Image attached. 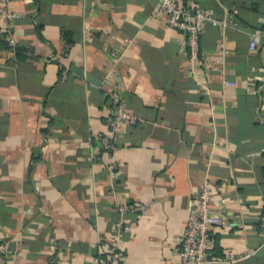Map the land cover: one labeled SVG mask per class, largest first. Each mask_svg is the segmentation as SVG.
Instances as JSON below:
<instances>
[{
  "label": "crops",
  "instance_id": "crops-1",
  "mask_svg": "<svg viewBox=\"0 0 264 264\" xmlns=\"http://www.w3.org/2000/svg\"><path fill=\"white\" fill-rule=\"evenodd\" d=\"M159 1L0 0L26 53L0 18V264H97L114 242L125 264H189L175 248L205 182L235 226L203 264H264V0H180L229 22L201 38L206 76ZM116 87L140 121L109 152Z\"/></svg>",
  "mask_w": 264,
  "mask_h": 264
},
{
  "label": "built area",
  "instance_id": "built-area-1",
  "mask_svg": "<svg viewBox=\"0 0 264 264\" xmlns=\"http://www.w3.org/2000/svg\"><path fill=\"white\" fill-rule=\"evenodd\" d=\"M155 15L163 18L169 27L184 36V47L190 51L189 71L191 74L196 75L199 70L201 76L208 75L218 61L201 49V38L208 26L226 27L229 22L217 19L202 7H186L181 4L180 0H160ZM0 18L4 20L3 29L7 46L13 49L16 46L13 27L18 14L9 7L0 4ZM110 38L112 43L109 56L115 63H118L121 59L118 37L112 34ZM132 43L133 39L131 38L122 40L124 46H129ZM256 46L257 42L253 40L251 47L256 48ZM109 107L110 121L107 131L101 136V143L104 150L111 152L116 147V135L123 126L140 120L129 111L127 103L117 87L109 95ZM116 167L117 164L113 162L109 169L114 172ZM149 207L150 204H141L137 208L144 211ZM234 226L235 222L226 217L223 206L221 204L213 205L209 183L205 182L191 202L189 221L175 248L179 260L189 264L209 262L216 232L228 230ZM125 229L129 230L128 227ZM119 245L118 242H114L109 244L106 249L101 250L97 264H125ZM235 259L233 256L228 258L229 261H235Z\"/></svg>",
  "mask_w": 264,
  "mask_h": 264
},
{
  "label": "trees",
  "instance_id": "trees-1",
  "mask_svg": "<svg viewBox=\"0 0 264 264\" xmlns=\"http://www.w3.org/2000/svg\"><path fill=\"white\" fill-rule=\"evenodd\" d=\"M62 38H63L66 45L71 46L73 44V39H72L69 32L64 31L62 33ZM6 46H7V43H6ZM7 48H9V47L7 46ZM9 49L14 50V51H18L19 53L17 55H20V57H24L26 55V53H23V55H22L20 49H18V47H16V46L13 49L12 48H9ZM23 52H25V50H23Z\"/></svg>",
  "mask_w": 264,
  "mask_h": 264
}]
</instances>
